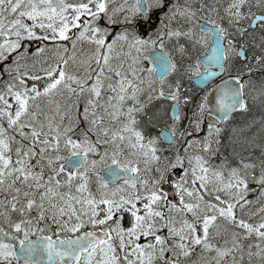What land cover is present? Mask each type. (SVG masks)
<instances>
[{"label": "snow or ice", "instance_id": "obj_1", "mask_svg": "<svg viewBox=\"0 0 264 264\" xmlns=\"http://www.w3.org/2000/svg\"><path fill=\"white\" fill-rule=\"evenodd\" d=\"M0 264H264V0H0Z\"/></svg>", "mask_w": 264, "mask_h": 264}, {"label": "rangeland", "instance_id": "obj_2", "mask_svg": "<svg viewBox=\"0 0 264 264\" xmlns=\"http://www.w3.org/2000/svg\"><path fill=\"white\" fill-rule=\"evenodd\" d=\"M193 96H194V101L198 99V96L196 95V89H193ZM259 115H260V112L258 110H254L253 112H250L247 114H237L234 120L229 125V127H227L222 133L224 143H225V148H227V139H228L229 134L232 132L233 125H235V127L237 128V133L233 135H239V136L247 135L248 133L246 131H241L242 125H244L247 121H249L253 117L259 116Z\"/></svg>", "mask_w": 264, "mask_h": 264}, {"label": "flooded vegetation", "instance_id": "obj_3", "mask_svg": "<svg viewBox=\"0 0 264 264\" xmlns=\"http://www.w3.org/2000/svg\"><path fill=\"white\" fill-rule=\"evenodd\" d=\"M215 82H218V81H215Z\"/></svg>", "mask_w": 264, "mask_h": 264}, {"label": "bare ground", "instance_id": "obj_4", "mask_svg": "<svg viewBox=\"0 0 264 264\" xmlns=\"http://www.w3.org/2000/svg\"><path fill=\"white\" fill-rule=\"evenodd\" d=\"M246 134V133H245ZM243 136V135H242Z\"/></svg>", "mask_w": 264, "mask_h": 264}]
</instances>
